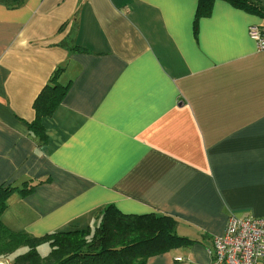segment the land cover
Returning a JSON list of instances; mask_svg holds the SVG:
<instances>
[{"label": "crops", "instance_id": "1", "mask_svg": "<svg viewBox=\"0 0 264 264\" xmlns=\"http://www.w3.org/2000/svg\"><path fill=\"white\" fill-rule=\"evenodd\" d=\"M0 0L1 213L39 236L99 210L175 219L146 264H205L231 213L264 216V0ZM67 84L45 138L34 101ZM180 257L181 260L176 258Z\"/></svg>", "mask_w": 264, "mask_h": 264}, {"label": "trees", "instance_id": "2", "mask_svg": "<svg viewBox=\"0 0 264 264\" xmlns=\"http://www.w3.org/2000/svg\"><path fill=\"white\" fill-rule=\"evenodd\" d=\"M212 1L198 0V11L207 10ZM55 77L56 72L36 97L33 104L36 118L28 126L41 140L45 138L41 119L51 115L67 88V84L56 82ZM32 187L31 179L24 180L20 186L0 185V260L4 258L8 264H146L148 257L185 241L174 231V218L152 212L126 214L114 205L99 210L94 226L39 236L12 231L1 220L7 198L13 191L25 192ZM42 245L48 247L44 255L38 250Z\"/></svg>", "mask_w": 264, "mask_h": 264}, {"label": "built area", "instance_id": "3", "mask_svg": "<svg viewBox=\"0 0 264 264\" xmlns=\"http://www.w3.org/2000/svg\"><path fill=\"white\" fill-rule=\"evenodd\" d=\"M247 33L264 52V25L251 24ZM209 254L205 264H264V216L238 217L231 213L223 233L214 236Z\"/></svg>", "mask_w": 264, "mask_h": 264}, {"label": "rangeland", "instance_id": "4", "mask_svg": "<svg viewBox=\"0 0 264 264\" xmlns=\"http://www.w3.org/2000/svg\"><path fill=\"white\" fill-rule=\"evenodd\" d=\"M97 222H98V220H96L95 224H96ZM83 228H85V227H83ZM38 250H39L40 254L44 255V254L47 252L48 247L45 246V245H42V246L39 247ZM11 257H12V254L8 256V258H11ZM3 260H5V259H4V258H1L0 261H3ZM6 261H7V260H6ZM7 262H8V261H7Z\"/></svg>", "mask_w": 264, "mask_h": 264}]
</instances>
